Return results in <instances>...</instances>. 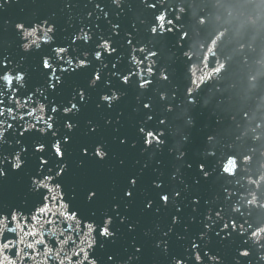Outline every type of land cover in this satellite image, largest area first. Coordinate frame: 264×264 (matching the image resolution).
<instances>
[{
  "label": "water",
  "instance_id": "obj_1",
  "mask_svg": "<svg viewBox=\"0 0 264 264\" xmlns=\"http://www.w3.org/2000/svg\"><path fill=\"white\" fill-rule=\"evenodd\" d=\"M65 2L9 0L0 8V56L11 57L10 71L20 70L25 74L24 88H18L15 82L13 85L17 99L23 101L31 97L24 107L9 99L10 89H4L6 94L0 97L5 100V107H14L17 117L12 120L7 113L0 117L13 124L5 133L7 144L0 147V167L8 166L3 157L15 162L9 152L16 147L17 139L21 141L20 147H25L39 138L40 134L30 128L33 124L40 128L45 126L43 120L37 123V118L52 116L59 125L60 118L49 111L48 102L39 93L33 94L37 88L43 90L39 56L25 53L17 45L13 31L17 22L24 23L28 31L36 26L37 32L25 42L35 41L32 49L42 52L48 45L45 44L46 29L40 24L47 20L55 32L54 37L53 33H48V37L69 48V53L64 54L66 59L87 53L89 61H93L88 71L100 69L110 80L120 74L129 76V85L118 93L121 99L111 110L98 107L97 94L92 92L90 101L79 114L80 129L67 157L71 173L61 179V187L55 189V195H63L61 203L66 205L61 211L66 214L77 209L78 216L83 214L88 218L84 223L98 221L110 211L109 206L115 202L113 198L120 195L125 176L148 165L138 185L140 195L127 212L137 225L136 231L129 234L125 226L117 224L118 239L87 249L89 259L101 264L107 254L123 256L137 240L150 246L153 236L159 234L157 229H168L171 217L179 215L182 223L171 232L169 254L182 257L183 264H217L216 260L207 261L205 252L218 257L219 264H264L261 259L264 248L260 246L264 244V0H149L155 3L154 8L149 7L146 0H121L119 10L111 0H104L105 11L109 13L107 19L93 8L95 0H72L74 6L70 10L64 7ZM89 11L93 13L92 19L88 17ZM158 15H163L164 20L157 21ZM112 24L120 27L112 29ZM153 26L157 27L155 34L151 31ZM81 28L89 33L87 45L79 39L83 35ZM73 36L78 37V46L69 47ZM101 36L110 38L117 50L112 56L104 53L103 64L94 60L95 45ZM48 43H52V39ZM151 52L156 55H149ZM104 64L108 67H103ZM112 64H116V69L111 68ZM112 72L117 76H112ZM163 76L167 79H162ZM141 77L151 81L143 89L138 87ZM84 79L86 75L76 77L77 82L82 83ZM51 99H56L59 105L65 96L58 94ZM189 100L195 102L189 103ZM142 101L152 106L150 111L154 118L148 124L164 132L166 148L162 152H145L139 144L137 149L131 150L114 140L116 135H127L136 142L135 128L146 120L144 112L149 111L142 110ZM41 107L44 111H40ZM27 111L34 115H26ZM160 118L165 124H159ZM109 119L113 123L106 126ZM88 120L100 126L94 139L108 143L115 158L81 170L77 147L80 143L92 142L84 135ZM24 128L29 131L20 137L19 132ZM117 128L119 133L115 131ZM21 155L24 171L11 176L5 184L0 215L15 211L30 217L40 206L41 198L25 188L27 178L36 169V158L31 152ZM120 159L126 161L124 169L118 166ZM201 163L205 165L206 177L199 170ZM153 177L163 182L164 190L171 194L170 201L166 207L146 213L142 201L145 196L154 195L149 185ZM87 183L100 190L99 200L94 205H88L83 198ZM53 184L54 181L49 186ZM176 191L181 192L179 198H174ZM52 231L59 235L57 228ZM3 236L11 238L13 234L4 230ZM43 238L49 239L48 236ZM102 239L98 237L94 243L99 244ZM193 241L199 247L193 248ZM244 250L249 251L247 256L239 254ZM14 252L12 249L8 255ZM197 254H200L199 261ZM60 258L65 264L81 259L74 257L72 251L67 257L61 253ZM15 264H21L20 258H15ZM23 264H58V261L47 260L41 254L33 260L25 259ZM156 264H164V258L157 257Z\"/></svg>",
  "mask_w": 264,
  "mask_h": 264
},
{
  "label": "snow or ice",
  "instance_id": "obj_2",
  "mask_svg": "<svg viewBox=\"0 0 264 264\" xmlns=\"http://www.w3.org/2000/svg\"><path fill=\"white\" fill-rule=\"evenodd\" d=\"M9 0H0V8H3ZM149 7H156L155 3L146 0ZM102 4L105 6L102 7ZM111 4L115 5L117 10L122 7L121 0H111ZM72 0H66L64 7L66 9L73 8ZM107 4L104 0H95L93 8L99 11L104 19H107L109 13L105 11ZM89 19L93 18L92 11L88 12ZM100 19V17H96ZM157 21H163L164 16L158 15ZM111 23V21H109ZM172 23L171 20L168 21ZM99 26V25H98ZM40 27H44L45 44L48 45L47 50L42 52H34L32 44L35 41H27L29 36H32L37 32L36 26L32 27V31H28V28L22 22H17L13 26V31L17 37L16 43L23 49L28 55L37 54L39 56V70L42 75V91L41 88H37L34 95L39 93L40 97L47 101L49 104V111L56 113L59 116V125L52 116L37 118V123L43 120L44 127H37L35 124L30 125L36 133L40 136L34 143H30L25 147H20L21 141L17 139L15 141L16 147H12L9 152V156H12L15 162L9 161L8 157H3L7 161V167H0V199L3 197V189L11 176H18L23 173L24 169L22 164L24 163V157L21 153L27 154L31 152L37 161L36 169L27 178L28 182L25 185L26 189H30L31 193L38 195L40 199V206L35 208L33 215L24 216L15 211H10L7 215H0V225H3V229H0V264H15V258H20L21 264L25 259L33 260L37 255H43L47 260H57L58 264H65L64 259H61V253L64 257L68 256V252L72 251L74 257H80V260L69 261V264H94V261L90 260L87 254V249H93L97 246L106 245L107 242H115L118 239V229L116 225H123L126 227V231L132 234L136 231V223L127 215L128 209L137 200L140 195L138 185L140 183L141 176L144 175L148 165H144L139 171L130 172L125 176V184L120 191L118 197H114L113 202L109 208L110 211L102 215L98 221L93 223H84L88 219L83 214L77 215L78 210L73 209L65 214L61 209L66 208V205L61 203L63 201V195H55V189L61 187V179L67 178L71 173V165L67 159L69 148L75 142L74 138L77 131L80 129V121L78 119L79 114L87 106L91 99V93L97 94V105L105 109L111 110L114 107L115 102H119L121 96L118 93L124 86L129 85V76L120 74L115 80L106 79L100 69H93L88 71L92 66L93 61H89L87 53L83 56L72 55L70 59H66V53H69V48L61 44H56L52 37H48V33H53L55 36L54 28L48 23L47 20L41 22ZM112 29H118L119 24H112ZM160 27H163L161 24ZM83 33V44L87 45L90 40L88 32H85L83 28L80 29ZM91 31V29H89ZM152 33L157 32V27L153 26ZM171 31V29H168ZM119 35L118 32L115 33ZM52 39V43L48 41ZM78 37L73 36L69 47L77 45ZM131 44L132 41L128 40ZM39 48V45H37ZM100 49V50H95ZM94 49V60L101 61V56L107 53L108 56H112L117 50L110 43V38L101 36L97 40ZM143 51V49H141ZM149 55H156L155 52L149 53ZM11 57L0 56V97L5 96L4 89H10L7 95L10 100L14 101L16 105L24 107L28 104L31 97H27L23 101L17 99L15 95V89L13 85L18 88H24L27 84L25 74L20 70L10 71L9 61ZM75 61V63H73ZM103 64V62L101 61ZM103 67L107 68L108 65L104 64ZM112 69H116V64L111 65ZM151 72V68L148 69ZM86 79L83 82H77L76 77L85 76ZM112 76H117L116 72L111 73ZM162 79H167V76H163ZM23 81V83H20ZM151 81L143 79L138 83L140 89L145 88V85L150 84ZM58 94L65 96L64 102L58 105L56 97ZM188 95L191 97V89L188 91ZM194 100H189V103H194ZM142 110H149L144 112L146 120L140 123L135 128V140H130L127 135H116L115 141H118L121 147L129 148L131 150L137 149V144L145 152H151L154 150L163 151L166 148L164 132L159 128L151 127L148 121L153 120V115L150 111L151 104L147 101H142ZM58 105V106H57ZM40 111H44L41 107ZM14 107H5V100L0 98V117H7L15 120L17 117L14 114ZM26 115H34L32 111H27ZM20 119H24V116H20ZM112 120L106 121V126L112 125ZM117 124L119 122L117 121ZM159 124H165V120L160 118ZM86 131L84 135L92 139L91 143L83 142L77 147L79 164L78 167L81 170L87 169L90 164L101 165L110 159H114L112 148L108 143L103 140L94 139L100 130V126L93 120H88L86 123ZM13 128L12 123H7L5 119H0V147L7 144V137L5 133ZM29 131L28 128H24L19 132V136L23 137L24 133ZM119 133L120 129H115ZM19 147V151H17ZM2 155V153H0ZM118 166L121 169L126 167V161L120 159ZM188 167H191L189 164ZM205 165L201 163L199 170L203 176H207V172L204 171ZM175 179V176L172 177ZM54 181V184L50 187L49 184ZM151 191L154 195H148L143 198L142 205L146 213L152 211H158L160 207H166L170 201V193L164 190L162 181L157 178L153 179L149 183ZM44 189V191H41ZM75 191V189H73ZM99 188L92 183H87L83 188V198L88 205H94L99 200ZM51 193V195L46 194ZM181 196L180 191H176L174 198ZM194 203H199L194 201ZM54 205V206H53ZM127 206V207H125ZM35 207V206H34ZM180 209L177 208V213ZM7 221L8 223H4ZM39 221V223H34ZM71 221V223H69ZM182 223V219L179 215H173L170 219L171 226L168 229L161 231L157 229L158 235H154L151 240V245H145L140 241H135L130 245V250L126 249L123 256L117 253L107 254L101 264H156L157 257L164 258V264H183L182 257H177L169 254V237L174 227ZM93 224L95 226H93ZM23 225V226H21ZM31 225V227H29ZM83 225V226H82ZM228 225L225 224V228ZM236 227L235 222L232 225ZM53 228H57L59 235L52 231ZM243 228V225H241ZM36 229H40L37 231ZM6 230L12 233L11 238H5L3 231ZM95 232L96 236L92 233ZM219 235V233H217ZM255 236L256 233H251ZM44 236H48L49 239H44ZM25 237H29L26 240ZM98 237H102L99 240V244L94 243ZM54 241V243H53ZM51 244V246H50ZM260 244V242H257ZM22 246V247H21ZM66 246V247H65ZM261 248H264V244H260ZM192 247L197 248L199 245L195 241L192 242ZM15 249V252L11 256L8 252ZM242 256L249 254L248 250L241 251L239 253ZM207 261L216 260L219 264V258L215 255L209 256L207 252L203 253ZM264 259V256H261ZM196 260H200V254L196 255Z\"/></svg>",
  "mask_w": 264,
  "mask_h": 264
}]
</instances>
